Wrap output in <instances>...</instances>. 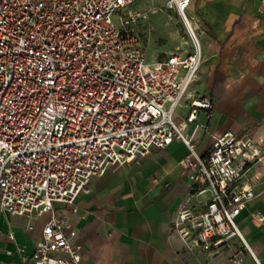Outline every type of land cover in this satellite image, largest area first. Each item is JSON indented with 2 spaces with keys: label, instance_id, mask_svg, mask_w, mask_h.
<instances>
[{
  "label": "built area",
  "instance_id": "1",
  "mask_svg": "<svg viewBox=\"0 0 264 264\" xmlns=\"http://www.w3.org/2000/svg\"><path fill=\"white\" fill-rule=\"evenodd\" d=\"M136 1L0 0V214L29 223L49 215L33 264L81 262L71 220L56 215L55 203L73 207L108 168L172 142L186 147L179 165L202 197L178 212L186 248L211 258L243 241L235 219L255 198L246 176L264 165V139L212 133L211 97L190 93L202 63L190 0H168L190 46L152 63L137 31L147 14L131 10ZM180 108L187 116L175 121ZM198 131L211 138L206 153L197 151Z\"/></svg>",
  "mask_w": 264,
  "mask_h": 264
},
{
  "label": "crops",
  "instance_id": "2",
  "mask_svg": "<svg viewBox=\"0 0 264 264\" xmlns=\"http://www.w3.org/2000/svg\"><path fill=\"white\" fill-rule=\"evenodd\" d=\"M134 4L131 10L137 11ZM187 11L201 32L202 53L197 87L190 93L211 97V132L264 139V0H190ZM187 112L180 108L177 119L184 120ZM197 122H206L203 114ZM193 129L188 125L186 132ZM194 142L206 153L211 138L198 131ZM186 154L179 142L153 149L93 178L73 207L54 204L57 216L71 220L80 264H264V166L252 167L246 176L255 198L235 219L243 241L235 239L209 258L201 249L188 250L175 228L180 209L197 208L201 201L179 165ZM48 216L29 223L0 214V264H33Z\"/></svg>",
  "mask_w": 264,
  "mask_h": 264
},
{
  "label": "rangeland",
  "instance_id": "3",
  "mask_svg": "<svg viewBox=\"0 0 264 264\" xmlns=\"http://www.w3.org/2000/svg\"><path fill=\"white\" fill-rule=\"evenodd\" d=\"M142 1H136L133 9L135 8L137 11L147 14L146 21L137 27L147 63H152L177 47L185 49L190 46L182 19L170 7L168 0H163L164 2L160 0H147L144 4H140ZM187 13L188 11L186 12L188 16ZM188 17L190 18V16ZM199 41H201V36H199ZM198 75L199 72L191 85L192 88L195 87L194 89L197 87ZM174 120H178L176 116Z\"/></svg>",
  "mask_w": 264,
  "mask_h": 264
}]
</instances>
